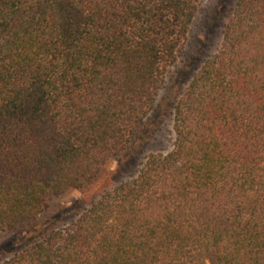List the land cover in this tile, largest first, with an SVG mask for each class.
Segmentation results:
<instances>
[{
    "label": "trees",
    "instance_id": "1",
    "mask_svg": "<svg viewBox=\"0 0 264 264\" xmlns=\"http://www.w3.org/2000/svg\"><path fill=\"white\" fill-rule=\"evenodd\" d=\"M200 2L0 0V236L137 149ZM163 99L172 149L0 264H264V0Z\"/></svg>",
    "mask_w": 264,
    "mask_h": 264
},
{
    "label": "rangeland",
    "instance_id": "2",
    "mask_svg": "<svg viewBox=\"0 0 264 264\" xmlns=\"http://www.w3.org/2000/svg\"><path fill=\"white\" fill-rule=\"evenodd\" d=\"M235 0H201L177 63L169 68L157 100L158 108L148 114L140 125L136 150H130L118 160L109 161L94 184L84 190H69L48 199L38 215V224L20 232L0 236V263L9 259L26 243L50 229L69 225L77 215L104 191L134 176L150 153H167L173 147L174 100L163 102L169 92L179 95L203 60L219 47L223 24L227 21ZM190 59V60H189Z\"/></svg>",
    "mask_w": 264,
    "mask_h": 264
}]
</instances>
